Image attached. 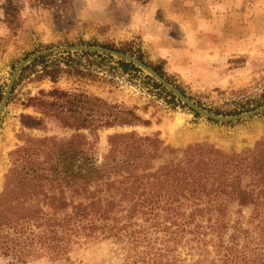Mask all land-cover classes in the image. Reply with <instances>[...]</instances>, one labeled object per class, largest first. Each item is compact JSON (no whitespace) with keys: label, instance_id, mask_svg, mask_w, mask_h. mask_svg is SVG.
Segmentation results:
<instances>
[{"label":"trees","instance_id":"obj_1","mask_svg":"<svg viewBox=\"0 0 264 264\" xmlns=\"http://www.w3.org/2000/svg\"><path fill=\"white\" fill-rule=\"evenodd\" d=\"M70 67L43 65L36 77L55 84L63 73L80 74ZM24 107L39 116L19 114L23 129L45 131L52 119L71 134L23 135L9 152L0 257L69 262L75 248L110 241L132 264H264V135L239 153L208 143L173 148L158 133L123 130L150 124L135 108L58 87L40 90ZM109 129L121 131L107 135L99 157V132Z\"/></svg>","mask_w":264,"mask_h":264},{"label":"rangeland","instance_id":"obj_2","mask_svg":"<svg viewBox=\"0 0 264 264\" xmlns=\"http://www.w3.org/2000/svg\"><path fill=\"white\" fill-rule=\"evenodd\" d=\"M106 44L125 45L131 52L126 54L140 56L149 67L159 66L171 85L214 114L233 116L264 105V0H0V100L14 68L32 54ZM44 57L46 61L32 65L35 60L20 73L0 119V193L11 167L9 152L22 145L23 135L71 134L52 119L46 120L45 131L26 130L19 123L21 113L39 116L24 107L27 99L52 87L135 108L150 124L123 130L158 133L173 148L208 143L239 153L264 135V112L236 122L206 119L159 84L154 88L143 71L123 72L115 58L81 52ZM51 63L77 67L80 74L63 73L55 84L38 79L42 66ZM116 131L121 129L99 132V157L107 151V135ZM0 264L11 262L0 257ZM26 264L132 262L118 244L104 241L75 248L69 262Z\"/></svg>","mask_w":264,"mask_h":264},{"label":"water","instance_id":"obj_3","mask_svg":"<svg viewBox=\"0 0 264 264\" xmlns=\"http://www.w3.org/2000/svg\"><path fill=\"white\" fill-rule=\"evenodd\" d=\"M70 52H90V53H97L105 56H110L115 58L116 60H121L126 63L133 65L135 68L143 71L147 76L151 77L157 84H159L162 88H164L167 92H169L175 99H177L182 105L186 106L192 112L212 121L216 122H236L239 120H243L246 118H250L256 115H259L264 112V105L245 112L238 115L233 116H221L209 112L208 110L198 106L193 101H191L188 97H186L182 92H180L176 87L171 85L164 77L154 71L151 67L146 65L145 63L141 62L135 56L98 46H86V45H77V46H60L54 47L50 49H45L39 52L32 54L31 56L23 59L18 63V65L12 71L7 84L5 86L4 92L2 94L0 100V119L3 115L4 109L8 102L10 93L12 91V87L17 80L20 73L23 71L25 67L30 65L35 60L39 59L40 57L48 56L54 53H70Z\"/></svg>","mask_w":264,"mask_h":264},{"label":"crops","instance_id":"obj_4","mask_svg":"<svg viewBox=\"0 0 264 264\" xmlns=\"http://www.w3.org/2000/svg\"><path fill=\"white\" fill-rule=\"evenodd\" d=\"M148 33H146V35H147Z\"/></svg>","mask_w":264,"mask_h":264}]
</instances>
